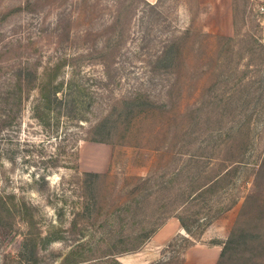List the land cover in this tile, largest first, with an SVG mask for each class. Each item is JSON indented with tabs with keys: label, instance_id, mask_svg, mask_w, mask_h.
Here are the masks:
<instances>
[{
	"label": "rangeland",
	"instance_id": "1",
	"mask_svg": "<svg viewBox=\"0 0 264 264\" xmlns=\"http://www.w3.org/2000/svg\"><path fill=\"white\" fill-rule=\"evenodd\" d=\"M258 4L0 0V264H264Z\"/></svg>",
	"mask_w": 264,
	"mask_h": 264
},
{
	"label": "trees",
	"instance_id": "2",
	"mask_svg": "<svg viewBox=\"0 0 264 264\" xmlns=\"http://www.w3.org/2000/svg\"><path fill=\"white\" fill-rule=\"evenodd\" d=\"M28 73L26 72V74H28ZM61 85H62V83L55 84L51 81L46 83V85H45L46 89L45 90L43 89L42 93L40 91V97H39L38 103L35 105L36 114H38L39 116H43L41 113L39 114L37 112V109L40 107H41V111L45 115H49L51 110L54 109L57 105H62V106L63 105H69V103L72 101V103H73L72 106L80 107V106H85L88 103V102L84 103L85 99L83 98V95H81V94H83L81 87L77 86L72 81H69L67 83L66 92L64 93V96L59 97L57 95V90L59 87H61ZM79 96H81V97L78 98ZM78 118H85V117L80 115ZM97 176H99V175H97ZM39 180L43 181L44 179H43V177H41ZM29 209H30V207L28 206V204L25 201L22 200V198H21V200L16 201L15 195L13 193H11V194L0 193V211H4V212L9 213L11 211H15V212H18L21 210L28 211ZM182 223H184L183 220H182ZM184 226H185V224H184ZM187 229H189V228H187ZM141 230H137L135 233H133V241H135V242H127L126 243V240H123L124 246H117L115 244L113 246V248H109V250L104 255L108 256V257H112L115 254H119V253H123V252H127V251H132V250H135L136 248L140 247L142 242L151 235V233L154 231V229L149 231V232H145V231L141 232ZM236 232H237V230L232 231L230 236L228 237V239L224 243V245L221 249L220 255H219L218 264H221L222 263L221 261L224 258H226L227 255H229L231 253L230 250L232 249L233 245L237 242V233ZM47 239H49V238H47ZM184 240L188 242V239L185 238ZM175 241H176L175 239L170 241L166 247L167 248L172 247L173 244L175 243ZM189 243H190V241L187 244L183 245V249L187 248L188 247L187 245ZM161 261H162V259H160V261L155 262L153 264H160Z\"/></svg>",
	"mask_w": 264,
	"mask_h": 264
},
{
	"label": "crops",
	"instance_id": "3",
	"mask_svg": "<svg viewBox=\"0 0 264 264\" xmlns=\"http://www.w3.org/2000/svg\"><path fill=\"white\" fill-rule=\"evenodd\" d=\"M258 1H260V4H258L257 8H260L261 6H263V11H264V0H258ZM262 35L264 38V22H262Z\"/></svg>",
	"mask_w": 264,
	"mask_h": 264
},
{
	"label": "built area",
	"instance_id": "4",
	"mask_svg": "<svg viewBox=\"0 0 264 264\" xmlns=\"http://www.w3.org/2000/svg\"><path fill=\"white\" fill-rule=\"evenodd\" d=\"M260 9L263 10V6H261Z\"/></svg>",
	"mask_w": 264,
	"mask_h": 264
}]
</instances>
